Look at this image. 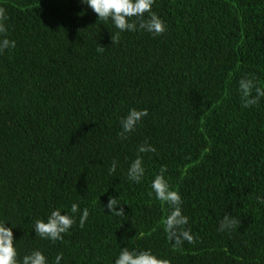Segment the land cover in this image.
I'll return each instance as SVG.
<instances>
[{"label": "trees", "instance_id": "trees-1", "mask_svg": "<svg viewBox=\"0 0 264 264\" xmlns=\"http://www.w3.org/2000/svg\"><path fill=\"white\" fill-rule=\"evenodd\" d=\"M0 8L16 42L0 53V220L21 257L39 248L49 264L58 254L61 264H113L128 247L171 264H264V98L244 108L238 90L241 78L264 88V0H155L167 30L123 32L118 43L79 0ZM131 108L148 116L121 139ZM145 141L156 151L139 153ZM137 155L139 184L126 178ZM161 166L195 237L179 249L163 230L168 207L149 195ZM109 197L125 216L103 209ZM72 203L89 210L83 228L77 214L62 241L35 235L37 219ZM225 215L237 225L221 232Z\"/></svg>", "mask_w": 264, "mask_h": 264}, {"label": "clouds", "instance_id": "clouds-1", "mask_svg": "<svg viewBox=\"0 0 264 264\" xmlns=\"http://www.w3.org/2000/svg\"><path fill=\"white\" fill-rule=\"evenodd\" d=\"M83 5L90 8L102 21H110L117 32L112 36V43H118L120 33L143 31L153 37L162 35L167 30L165 21L152 11L155 0H79ZM147 13V17L145 14ZM135 18V19H133ZM7 14L4 8H0V53L6 49L16 47L15 40L7 38V28L5 21ZM103 46L98 47L97 51L102 52ZM238 90L241 94L244 108H250L257 105L264 98V88L252 78H241ZM253 93H255L253 95ZM148 116V110L131 108L126 116L119 121L121 131L118 136L121 139H127L128 134L133 133ZM156 149L145 141L138 147L139 153L155 152ZM118 162L113 160L108 169L109 174L116 172ZM145 166L143 157H137L129 164L126 178L127 180L139 184L145 177ZM166 166H161L160 171L151 179V192L156 200L162 202L169 209L168 214L163 219V230L166 234V240L174 248H181L185 242L193 243L195 237L187 227L189 223L188 216L182 212L183 199L179 190H175L165 176ZM258 202L264 204V197H258ZM108 213L115 216H125L124 208L116 197H109L107 204L103 205ZM79 215V226L84 227L88 217L89 210L81 209L78 203H72L70 212H63L59 208L49 210L45 218L37 219L33 224L32 231L42 240L50 241L55 244L62 241L64 235L76 224V216ZM237 221L230 215H225L219 222L218 231H230L236 228ZM13 227L6 221L0 220V264H49V258L44 251L37 248L25 253L22 257L19 255L15 246ZM62 254L55 257V264H61ZM113 264H171V261L160 257L151 249L139 250L137 248L121 247L113 260Z\"/></svg>", "mask_w": 264, "mask_h": 264}]
</instances>
